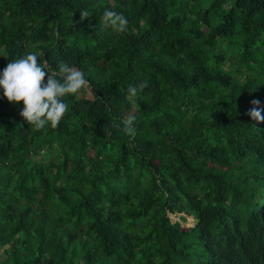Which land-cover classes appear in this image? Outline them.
<instances>
[{"label":"trees","instance_id":"trees-1","mask_svg":"<svg viewBox=\"0 0 264 264\" xmlns=\"http://www.w3.org/2000/svg\"><path fill=\"white\" fill-rule=\"evenodd\" d=\"M28 53L87 84L40 131L0 89V264H264V0H0Z\"/></svg>","mask_w":264,"mask_h":264},{"label":"clouds","instance_id":"clouds-1","mask_svg":"<svg viewBox=\"0 0 264 264\" xmlns=\"http://www.w3.org/2000/svg\"><path fill=\"white\" fill-rule=\"evenodd\" d=\"M91 14L87 10L80 12L81 21L88 19ZM104 25L111 27L117 33L128 30V19L121 13L105 9L103 13ZM87 84L83 73L61 62L58 70L51 66L46 68L38 62L35 53H28L24 57L8 62L0 73V89L8 102L19 104L23 102L20 115L36 131H40L50 123L55 129L65 116L68 105L62 99L68 95L77 94ZM148 87L147 81L138 87L130 86L128 92L135 98L138 91ZM259 100H252V108L246 115L252 120L264 122V108ZM135 116L129 115L114 127L120 128L129 138L135 136Z\"/></svg>","mask_w":264,"mask_h":264},{"label":"rangeland","instance_id":"rangeland-1","mask_svg":"<svg viewBox=\"0 0 264 264\" xmlns=\"http://www.w3.org/2000/svg\"><path fill=\"white\" fill-rule=\"evenodd\" d=\"M171 219H172V221H174V220L178 219V216L171 215ZM193 223H194L193 218L190 216H187L186 220L182 222V225L191 226V225H193Z\"/></svg>","mask_w":264,"mask_h":264}]
</instances>
